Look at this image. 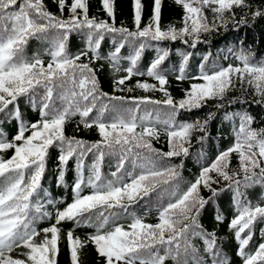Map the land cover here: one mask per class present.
Here are the masks:
<instances>
[{
	"label": "snow or ice",
	"instance_id": "1",
	"mask_svg": "<svg viewBox=\"0 0 264 264\" xmlns=\"http://www.w3.org/2000/svg\"><path fill=\"white\" fill-rule=\"evenodd\" d=\"M53 2L58 14L49 11L44 0H0V114L9 122L17 121V131L11 139L0 127V153H12L9 158L0 155V264H57L62 222L73 224L66 233L70 264H81L82 249L88 244L94 246L103 264H167L169 260L172 264H232L215 231H207L199 221L209 200L226 190L233 192L235 214L228 229L237 244L236 256L241 264H264V228L260 230L261 242L254 249L250 247L256 224L264 223V205H253L241 191L264 185V129L251 127L253 117L247 112L224 114L225 120L233 121L232 145L202 166L186 187L181 186L178 171L182 165L167 162L189 154L193 132L204 133L197 138L201 145L208 138L207 123L213 114L205 121H180L182 110L202 108L210 100L217 101V108H224L227 94L236 88L242 92L251 89L259 97L256 102L264 104V61L253 63V54L241 46L236 52L229 50L238 65L225 67L213 62L209 67V57L205 56L198 72L189 75L191 53H181L178 67L165 69L162 65L170 51L158 47L163 42L179 40L195 48L203 34L227 27L230 22L240 26L247 24L249 17H264V5L253 9L249 0H173L183 10L181 26L169 23L165 27L163 0H151L146 22L143 0H131L130 29L116 25L117 0H100L98 11L106 18L89 15L90 0ZM237 10L242 13L239 18ZM74 33L84 42L75 54L68 49ZM106 38L112 48L104 55L101 47ZM32 39L47 46L29 56L26 48ZM126 47L129 54L121 55ZM150 47L156 49L155 58L146 70H141L142 54ZM45 56L49 57L46 67ZM100 61L109 64L115 91H124L121 86L133 76H147L157 84L137 81L135 87L160 91L163 99L103 92L92 67ZM121 72L123 76L118 75ZM169 75L177 82H197L183 90V98L175 100L166 87ZM21 97L39 111L38 121L28 123L22 118L18 105ZM235 102L243 101H228ZM147 104L168 111L161 114L141 108ZM77 116V128L94 126L100 136L98 141L65 134L66 124ZM3 123L0 120V125ZM161 135L166 137L167 152L153 146ZM53 146L59 151L57 187H68L67 166L74 160L72 201L62 210L56 209L54 223L38 229L40 222L51 218L46 205L57 203L41 183ZM232 154L238 157V168H231ZM108 158L110 170L105 174ZM198 158H204L203 151ZM221 182L225 184L223 189L212 188ZM201 188L211 191L208 200L200 195ZM86 189L89 191L84 194ZM153 194L157 202L144 215L129 211ZM153 210L158 222L146 223L145 217ZM215 220L223 223V214L218 212ZM80 227L93 231L82 239L75 235ZM196 239L203 244L202 253L193 243Z\"/></svg>",
	"mask_w": 264,
	"mask_h": 264
},
{
	"label": "trees",
	"instance_id": "2",
	"mask_svg": "<svg viewBox=\"0 0 264 264\" xmlns=\"http://www.w3.org/2000/svg\"><path fill=\"white\" fill-rule=\"evenodd\" d=\"M252 4L253 9L264 5V0H249ZM44 3L47 5L48 10L58 14V9L53 0H44ZM145 4V13H144V22L147 21L150 14L151 0H143ZM100 5V0H90V12L89 15H95L100 18H106L102 11H98ZM242 13L237 10V18ZM65 17L68 13L65 12ZM211 16V13H208ZM183 16V10L181 6H178L173 3V0H163L162 5V25L167 26L169 23H174L176 27H180L181 17ZM123 24L125 27L130 29L133 28L132 23V7L131 0H117L116 8V25L120 26ZM134 30V29H133ZM200 43H197L195 48H191L188 45L183 44L181 41L172 42H163L158 47L168 48L170 51L169 57L165 60L162 65L165 69H171L173 67H178L181 60V53H191L189 60L188 72L189 75L195 74L198 72L199 65L202 62V58L208 56V66L210 67L213 62L222 65L228 66L229 64L238 65L239 62L234 59L232 53L229 52L231 49L232 52H236L243 47L245 52L253 54V63L264 61V17H257L255 20L249 17L248 23L245 25L236 26L233 23H228L227 27H220L218 30L212 31L210 33L203 34L201 36ZM47 45L32 39L30 40L26 52L29 56L37 52H42ZM84 47V42L82 37L78 34H73L70 37L68 42V49L71 53L75 54L81 48ZM112 45L110 41L106 38L102 43L101 52L104 55H107L108 51L111 50ZM129 49L126 47L122 50L121 55H128ZM156 49L153 47L146 48L142 54L141 60L139 62V67L141 70H146L150 62L155 58ZM49 57L45 56V67L47 66ZM87 62V61H85ZM102 65V68H101ZM124 66H127V62H124ZM92 67L96 70L100 88L103 92L108 93L109 95H119L125 97H150L151 99L160 100L163 99V94L160 91H144L142 89L136 88L135 85L137 81L147 82L149 84H157V82L147 76L137 77L133 76L131 79L125 81V84L121 87L124 88V91H115L113 87V75L110 70L109 64L106 61H100L94 63ZM123 76L124 73L121 72L118 74ZM169 85L166 86L168 91L171 93L172 97L175 100H179L184 96V89H187L191 83L197 81L186 80L184 82H177L173 75L168 76ZM133 89L132 91H127V89ZM233 98H239L243 102H235L229 104L228 101ZM259 97L252 94L251 89L247 92H242L239 88H236L233 91H230L223 103L225 104L224 108H217L215 100H210L207 104L199 109H193L192 111H181L178 115V120L180 121H205L208 119L209 114H213V118L208 120L207 123V140L203 145L197 143V138L204 133L199 131L193 132L191 147L189 148V154L187 156H177L168 159L170 165H177L178 171L181 174L182 187L187 186V182L193 181L195 177L199 174L202 166H207L210 164L216 157V155L223 150H226L233 143V121L225 120L224 114L235 113V112H247L253 117V123L251 125L254 129H264V104L257 103ZM116 103V102H112ZM19 110L22 118L28 123H34L39 120L40 115L39 111L33 109L26 97H21L18 101ZM11 108V106H9ZM142 109L149 110H158L163 114L168 111L164 107H158L156 105H141ZM93 116L95 113L92 114ZM0 120H4V123L0 125L3 131L7 133L8 139H11L17 131V121L11 120L10 122L5 119L3 114H0ZM79 117H74L73 120L66 124L65 134L67 136H75L77 138L83 139L88 142H95L100 139L97 129L93 126L92 128L85 129L83 125H80L77 128V121ZM239 120L235 121V125L238 126ZM139 131V129H138ZM27 135V133H26ZM153 146L156 149L167 152L168 145L166 137L161 135L159 141H153ZM203 151L204 158L199 159L198 154ZM4 158H9L12 153L5 152L0 153ZM59 155L58 149L53 146L49 149L48 159H47V168L45 175L42 179V188L50 193L51 199L57 201L55 205L47 204L46 210L51 214L50 219H45L37 225L38 229H43L50 226V224L55 222L56 209H63L66 206V203L72 201V185L75 179L74 173V160H70L67 166V172L65 176V181L68 185L67 188L61 186L57 187V175H58V161L57 157ZM91 162V156L88 158ZM110 158L105 160L104 172L107 174L110 170ZM231 168H238V157L236 154L231 156ZM114 170V169H113ZM214 175V174H213ZM225 187L224 182L220 184H213L212 188L223 189ZM88 189L85 190L84 194L88 193ZM244 192L246 198L250 200L253 205L260 203L264 205V185H253L247 189H241ZM200 195L208 200L212 196L211 191L205 188L200 189ZM233 192L231 190L220 191L219 195L204 206L203 210L200 213L199 221L203 227L209 231H215L217 237L219 238V244L221 245L223 251L231 258L232 264H241L240 259L236 256L237 244L233 238L232 232L228 229V223L235 214V210L232 202ZM42 199L43 193H41ZM63 200L64 203L60 201ZM156 195L153 194L151 198H146L145 200L139 201L133 205L129 211L135 212L137 215H144L149 207H154L156 204ZM222 213L224 216L223 223H217L215 220V215L217 213ZM123 223V221H121ZM145 222L150 224L157 223V214L155 210L149 213L145 217ZM62 229V239L60 242V254L57 258V264H70V257L67 249L66 233L68 230L73 228V224L70 222H62L60 225ZM264 228V223L256 224V235L251 242L250 247L255 248L260 240V230ZM93 229L88 227H80L76 229L75 235L81 237L82 239L86 234L92 232ZM42 238V234L39 237H36V240ZM197 248L200 249L201 253L203 252V244L199 239L193 241ZM19 251V250H18ZM16 255V252L12 254ZM81 264H103L102 258L98 256L93 245L88 244L84 249H82L81 255ZM167 264H172L171 260Z\"/></svg>",
	"mask_w": 264,
	"mask_h": 264
}]
</instances>
